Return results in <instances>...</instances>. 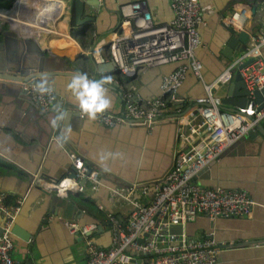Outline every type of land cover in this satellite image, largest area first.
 <instances>
[{
  "label": "crops",
  "instance_id": "crops-1",
  "mask_svg": "<svg viewBox=\"0 0 264 264\" xmlns=\"http://www.w3.org/2000/svg\"><path fill=\"white\" fill-rule=\"evenodd\" d=\"M64 1L68 5V25L67 21L65 26L60 23L61 30H56L59 38L54 40L57 44L53 42L49 49L42 47L48 41L40 43V39L21 37L8 24L0 22V60L8 58L9 70H15L19 61L25 60L29 64L25 63V68L17 73L28 72L31 67L40 69L42 61L46 60L51 61L49 66L54 70H61L67 63L69 68L86 73L90 79L110 77L106 88L111 106L103 113L114 115L123 113L126 89L143 100L160 95L162 77L171 73L176 65L140 70L133 76L119 71L98 73L89 52L100 38L99 46H103L100 53L108 57L109 49L104 47L121 31L117 16L119 5L141 3L153 22L161 25L173 18L170 0H97L95 9L87 6L85 17L89 15L94 20L85 25L83 32L74 28L73 0ZM198 1L204 21L199 30L201 45L196 50V58L202 65V80L188 73L177 91V101L162 109L159 120L149 129L134 123L107 127L96 118L79 114L67 88L72 77L51 78L49 85L57 99L45 112L18 87L7 89L3 96L0 94V149L3 151L0 153V193L6 194L5 202L9 206L18 199L22 201L13 222L30 234L27 241L13 236V259L26 264H83L86 236L70 233L66 223L75 221L94 226L88 238L101 248L109 247L112 226L108 213L124 220L131 211L130 204L111 199V190L163 181L176 153L192 146L183 136L188 133L184 122L196 113L194 100L204 97L205 83L218 77L232 62L222 54L230 35L220 24V16L241 7H249V11L254 7L255 14H249V21L253 22L251 32L259 33L264 29V0ZM54 44L59 45L60 53L53 52ZM226 88L227 85L213 91V95L220 100H235L238 90L228 95ZM56 106L57 111H51ZM222 107L226 110V106ZM57 115L61 118L53 127L50 120ZM260 125V131L255 128L227 148L209 168V176L203 181L205 187L240 188L247 192L255 201L251 214L214 221L202 215L186 227L187 234L197 240L213 232L221 246L219 264H264V120ZM69 155L81 157L88 169L99 174L100 183L95 191L86 183L83 193L69 198L74 208L82 212L78 218H75L76 211L67 206L62 207L58 202L50 204L52 200L49 202V197L43 194L44 181L34 183L40 172L49 180L65 177L71 164ZM150 193L135 195V198L148 202ZM56 200L64 202L65 199L57 196Z\"/></svg>",
  "mask_w": 264,
  "mask_h": 264
},
{
  "label": "built area",
  "instance_id": "built-area-1",
  "mask_svg": "<svg viewBox=\"0 0 264 264\" xmlns=\"http://www.w3.org/2000/svg\"><path fill=\"white\" fill-rule=\"evenodd\" d=\"M50 1L0 0V22L8 24L21 37L38 40L39 35L26 30L32 24L39 23L33 30L47 32L45 25L52 21L53 14H58L56 24L68 19L64 0L61 1L63 5L54 6L47 17L37 19L38 14L35 13ZM170 8L172 20L161 25L153 22L141 3H127L118 9L121 31L116 32L109 43L108 57L101 55L103 46H99L90 54L93 61L105 64L113 59L116 70L128 76L166 65L174 64L176 67L162 77L159 96L143 100L126 89L122 115L100 113L96 117L98 123L107 127L134 123L149 129L157 123L161 110L177 101V91L188 73L202 80V65L196 58V50L201 45L199 30L204 23L199 1L170 0ZM248 8L241 7L222 15L220 24L235 32L242 31L250 19ZM14 15L21 19L15 21ZM248 35L245 49L218 77L205 83V96L194 100L196 113L184 122L188 133L183 136L192 146L176 153L162 183L153 186L131 184L111 190V199L130 204L131 211L124 220L108 213L107 219L112 226L110 246L101 248L88 238L94 226L80 225L75 221L66 223L70 233L86 236V260L83 264H219L221 246L214 239L213 232L197 240L190 237L185 228L202 215L211 221L249 216L255 205L254 199L243 190L209 188L197 181V173L217 161L227 148L253 132L264 120V106L258 110L251 95L253 91L264 88V56L261 51L264 48V29ZM236 73L249 91L250 101L245 109L230 112L222 107L221 100L213 95V91L232 82ZM23 86L32 103L43 112L56 102L57 96L50 89L41 92L37 84L32 83ZM139 120L141 124L134 122ZM69 157L75 169L74 176L45 182L46 190L63 199L83 193L86 183L95 191L100 183L98 172L90 170L87 174L89 169L81 157ZM149 192L148 202L135 198V195L146 196ZM6 197L5 193H0V217L3 219L0 225V264H26L12 258L13 238L10 233L22 201L18 199L9 206L5 202ZM172 226L181 227L182 232L179 235L169 233Z\"/></svg>",
  "mask_w": 264,
  "mask_h": 264
},
{
  "label": "water",
  "instance_id": "water-1",
  "mask_svg": "<svg viewBox=\"0 0 264 264\" xmlns=\"http://www.w3.org/2000/svg\"><path fill=\"white\" fill-rule=\"evenodd\" d=\"M124 4H127V3H124ZM124 4L119 5L117 7V10L120 8V6H122ZM97 5H98L97 0H73L72 1L71 18L73 20V23L75 24L74 28L79 29V32H83V30H85V25H87L88 23H91L94 20V17H89V15L85 17V14L88 13V12H86V9L88 7L95 9ZM250 14L251 15L255 14V8L254 7H252ZM117 16H118V19L120 22L119 13H117ZM252 25H253V22L248 21L247 23L244 24L243 30L240 32H235L234 30L223 26V28L230 35L228 41L225 44L223 52H222V54L224 56H226L227 59L234 58L236 55H239L242 50L245 49V46L249 41L248 33L251 32L252 27H253ZM101 40L102 39L99 38L95 41V43L92 47L93 50L90 51L89 54L94 52V50L99 47ZM104 48H109V45H107ZM261 51H262V54L264 56V48ZM61 60H63L66 63L65 59H61ZM42 62H43V65L40 69H37V67H31V68H29L28 72L22 71L23 73H17V71H19L20 68H22V69L25 68V63L29 64L27 62V60L19 61V64L15 70H9L7 57L2 61L0 60V94L3 96L5 94V91H8L9 89L15 90V87H18V88H20L21 93L26 95L27 92L24 89L23 85L26 83H32V84L36 85V82H39L42 77L47 78V87H48V89L53 90V88L50 87V85H49V84H51V81H52L51 78H55V77H69V78H71L76 73H80L78 70H74V69L69 68L67 66L68 65L67 63H66L67 67L64 65V67L61 70H59L60 68H57L56 70H54L51 68V66H49V63L51 61L44 60ZM94 64L96 66V71L98 73H103V72L104 73H118V71L116 70V64H115L113 59H111L109 62H107L105 64L99 65V64H96L95 62H94ZM245 64H247V63H245ZM226 89H227L228 95L235 94L234 92H236V90H238L236 93V95H238V97H236L235 100L228 101V100H225V98L221 99V103H222V105L226 106L225 107L226 110H228L230 112H237V109H240V108L245 109L248 102L250 101V97H249L250 93L247 90L245 84L241 80L238 73L234 74L233 81L227 85ZM251 95H252L254 104H256L258 106L257 109L258 110L261 109L264 106V88L260 91H253L251 93ZM194 106H195V104H194ZM53 110L57 111V106H56V108L51 109V111H53ZM158 120L159 119H157V121ZM128 122H131V121H128ZM134 122L135 123L138 122L140 124L142 123L141 120L134 121ZM142 126H145V125H142ZM151 127H153V125ZM256 129L258 131H260V129H261L260 123L257 124ZM0 150H1L0 153H2L3 152L2 148ZM44 162H46V156H44ZM17 163H19V162L17 161ZM212 165H213V163L210 164L209 167H207V168L203 169L202 171H200L199 173H197V181L201 186H205V183H203V181L209 176L208 170H209V168L212 167ZM90 170L91 169H89L87 174L90 172ZM74 172H75V169H74L72 162H71L70 168L66 172L65 176L73 177ZM38 180L44 181L46 183L47 182L49 183L52 181V179L49 180V177L45 176L41 172L35 178L34 183L39 184V183H37ZM53 181H57V180H53ZM82 183H85V181H83ZM161 183H162V181H159L157 183H152V184L150 183V185H160ZM42 189H43V194L49 197V202L52 200L50 204H54V203L58 202L62 207L67 206V208L71 209L72 211H76L77 216H75V218H78L82 214L81 210H78L77 208L75 209L74 206L71 204V199L68 198V199L62 200L64 202H60L59 200L57 201L55 199L57 196L49 193L44 188H42ZM62 204H64V205H62ZM2 222H3V219L0 217V225L2 224ZM1 232L2 231L0 228V234H1ZM181 232H182V228L179 226H172L169 229V233H171V234L179 235ZM185 232L187 233L186 228H185ZM10 233L12 235V238H13V236L18 237V238L22 239L23 241H27L30 237L29 233L20 229L18 227V225H16L14 222H12V225L10 228Z\"/></svg>",
  "mask_w": 264,
  "mask_h": 264
},
{
  "label": "clouds",
  "instance_id": "clouds-1",
  "mask_svg": "<svg viewBox=\"0 0 264 264\" xmlns=\"http://www.w3.org/2000/svg\"><path fill=\"white\" fill-rule=\"evenodd\" d=\"M110 77H101L100 79H90L86 73H76L72 76L67 88L70 90L79 114L86 115L89 119H95L100 113H103L111 106V100L107 96L106 84ZM41 92H47V78L42 77L37 85ZM61 118L57 115L50 120L53 127Z\"/></svg>",
  "mask_w": 264,
  "mask_h": 264
},
{
  "label": "bare ground",
  "instance_id": "bare-ground-1",
  "mask_svg": "<svg viewBox=\"0 0 264 264\" xmlns=\"http://www.w3.org/2000/svg\"><path fill=\"white\" fill-rule=\"evenodd\" d=\"M61 1L62 0H52V1L44 4L43 8H45V9L43 10V8H42L38 12L35 13V15L38 14V18L37 19H40L42 17H47L48 16V12L50 10H52V8L54 6L55 7L58 6L61 3ZM31 3H32V0H31ZM63 3H61V5H63ZM3 14L6 15L5 13H3ZM57 16H58V14H53L52 15V19H51L52 21L51 22L47 21V25H45V28L48 30L47 32H41V31H38L37 29L36 30H33V29H35V28H37L39 26L38 25L39 23L34 24V25L32 24L31 27H30V29H26V30H28L31 33H35L36 35H39V37H40V43H45V41H48V44H46V45L42 44L43 45L42 47H45L47 49L51 48L53 42L55 44H57L56 41L58 40L59 37L56 34V30H57V28L60 29V26H61L60 23L62 22V26H65L66 25V20H61L59 22V24L57 25L55 23V19H56ZM14 18H15V21L21 19L20 17L15 16V15H14ZM14 26H16V25H14ZM54 40H56V41H54ZM65 51H67V49H65Z\"/></svg>",
  "mask_w": 264,
  "mask_h": 264
},
{
  "label": "rangeland",
  "instance_id": "rangeland-1",
  "mask_svg": "<svg viewBox=\"0 0 264 264\" xmlns=\"http://www.w3.org/2000/svg\"><path fill=\"white\" fill-rule=\"evenodd\" d=\"M65 2H66V1H65ZM66 4H67V3H66ZM67 6H68V5H67ZM68 14H69V13H68ZM54 47L56 48L57 51H56V50H53V52H55V53H60V52H59V49H58V48H59V45L55 46V44H54ZM236 56H237V55H236ZM228 60H230V62H231V61H232V58H231V59H228ZM231 146H232V145H231ZM55 199H56V198H55Z\"/></svg>",
  "mask_w": 264,
  "mask_h": 264
}]
</instances>
